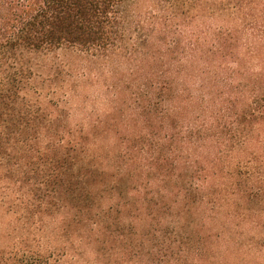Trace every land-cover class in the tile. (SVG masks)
Instances as JSON below:
<instances>
[{
    "label": "trees",
    "instance_id": "16d2710c",
    "mask_svg": "<svg viewBox=\"0 0 264 264\" xmlns=\"http://www.w3.org/2000/svg\"><path fill=\"white\" fill-rule=\"evenodd\" d=\"M134 1L0 0V264H220L224 206L264 257V0H173L136 38ZM129 44L147 73L121 124L36 87L45 56Z\"/></svg>",
    "mask_w": 264,
    "mask_h": 264
},
{
    "label": "rangeland",
    "instance_id": "374dc122",
    "mask_svg": "<svg viewBox=\"0 0 264 264\" xmlns=\"http://www.w3.org/2000/svg\"><path fill=\"white\" fill-rule=\"evenodd\" d=\"M172 1L135 0L128 9L132 36L136 38L139 33L144 36L152 26L150 18L163 13V10L171 12ZM183 8L187 7L182 2L177 5V9ZM130 44L127 48L101 58L88 57L69 49L45 56L40 62L41 75L35 81L36 87L50 76L45 83L50 88H45L44 95L68 101L72 125L87 127L105 121V125H110L115 122L112 119L114 117L116 122L113 125L121 124L117 115L120 111L130 113L132 108L134 110L137 107L147 73V69L143 66L141 68L140 60L129 54ZM55 86H58L57 90L54 89ZM105 135L98 132L94 137L100 139ZM227 210V206H224L218 216L210 220L211 225L224 230L220 239L222 250L221 253L214 252L215 259L220 264H237V258L246 259L241 264H257L259 260H262L260 264H264V257L259 258L253 253L247 255L245 251L237 254V219L234 224L227 216ZM10 223L11 217L0 207V236ZM227 248L230 250L226 251Z\"/></svg>",
    "mask_w": 264,
    "mask_h": 264
}]
</instances>
